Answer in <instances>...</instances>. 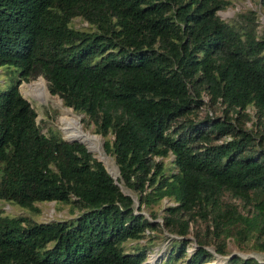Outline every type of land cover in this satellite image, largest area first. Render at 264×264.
<instances>
[{"label":"trees","instance_id":"16d2710c","mask_svg":"<svg viewBox=\"0 0 264 264\" xmlns=\"http://www.w3.org/2000/svg\"><path fill=\"white\" fill-rule=\"evenodd\" d=\"M228 2L0 0V199L70 212L0 210V264H144L152 242L139 241L161 226L167 248L145 264H202L227 254L226 238L264 252V31L250 8L219 18ZM38 75L26 92L81 113L114 180L82 143L39 131L17 89Z\"/></svg>","mask_w":264,"mask_h":264},{"label":"rangeland","instance_id":"374dc122","mask_svg":"<svg viewBox=\"0 0 264 264\" xmlns=\"http://www.w3.org/2000/svg\"><path fill=\"white\" fill-rule=\"evenodd\" d=\"M228 4L225 5L221 9H217L215 11L216 15L223 19V20H228L231 17L235 15L236 12L238 11H243L248 8L253 9L255 14H256V31L258 33H261L264 31V9L259 3V0H228ZM71 24L74 27H85L86 24L83 20H81L79 17H74L71 20ZM5 70L3 68H0V84H2L3 80H5ZM40 76V75H38ZM38 76L35 78L29 79V80H20L17 84V89L19 93L21 94L22 97H24L31 107L33 108L35 112L34 120L39 128V131L46 133L47 129H53L56 130L59 133V136L61 138H66V130L62 125L63 122V117L60 114V108H66L61 104L60 98L55 95V94H50L49 91L47 90V95L45 94L46 98H38L32 95H29L26 92V83L32 82L33 80H37ZM44 80V79H43ZM45 86L46 82L44 80ZM69 108V107H68ZM66 108V109H68ZM71 113L75 114L72 110H69ZM246 111L251 115L252 110L250 108H247ZM78 117L77 124L83 128L84 132H89L91 135H93L98 143V146L100 148V152L104 154L107 158L108 161L115 167V164L111 158L110 155L107 153H104L101 147L102 144V137L98 134L93 132V126L90 122H85L84 117H82L81 113H76L75 114ZM251 119V118H250ZM245 125H249L250 121L249 119L245 121ZM111 135H108V138H110ZM79 138L81 141L85 143V145L88 147L86 144V137H76ZM92 157L95 159H100L97 157V155H100V153H96L94 151L88 150ZM167 157L166 159H168ZM102 165L107 169L106 164L104 161H102ZM111 165V166H112ZM116 168V167H115ZM108 170V169H107ZM224 199H230L233 202L237 203V199L228 197L227 195H224ZM239 202V201H238ZM171 202L166 199L162 198L158 203L154 204L152 208L156 210L157 216L154 218V220H160V213H161V208L165 206L166 204H170ZM34 205L38 208L37 212L31 211L28 208L21 207L17 204L8 202L6 200L0 199V210L2 213L5 214H10V215H27L31 217L32 219L36 221H46L54 218H65L70 215V212L68 211V206L66 204H62L59 202H54L52 200L50 201H39V202H34ZM142 213L144 215H147V209L142 208L141 209ZM198 228L199 231L203 230V223L202 222H197L195 224L189 225V232L187 234V237L189 238V242L186 246V251H190L194 245V240L192 237V229L193 227ZM168 232H166L163 227L161 226L160 228L153 229L152 231H145V236L143 239H141L139 242L140 243H145L147 244V241H145L146 238L149 237L150 241L152 242L151 248L149 251L146 252V257L143 260V263L151 262L157 255H161V252H164L167 248V236ZM134 241H129L126 240L124 242V245L127 246L130 243H133ZM205 247L213 251L214 245L212 243H208L205 245ZM225 250L227 254H214L211 260L206 261L202 264H224L225 259L227 256L230 254H237L239 256H253L259 261H264V252L260 251H254L252 250L247 243H241V244H234V242L226 238L225 239ZM151 260V261H150ZM176 264H182L181 261H177Z\"/></svg>","mask_w":264,"mask_h":264},{"label":"bare ground","instance_id":"6f19581e","mask_svg":"<svg viewBox=\"0 0 264 264\" xmlns=\"http://www.w3.org/2000/svg\"><path fill=\"white\" fill-rule=\"evenodd\" d=\"M38 78H40V77H38ZM45 94L47 95V93H44V97H45ZM66 108H62V107L60 108V114L63 117L62 125L66 130V138H70V137L76 138L79 136L86 137L85 142L88 145V149L91 151H94L96 153H100V155H97V157L101 156L102 158H104L102 152H100L101 150L98 146L96 138L93 135H91L89 132H84L83 128L77 124L78 117L75 114L68 111V109H70V108H68V109H66ZM77 139H79V138H77ZM213 264H215V263H213Z\"/></svg>","mask_w":264,"mask_h":264},{"label":"water","instance_id":"95a60500","mask_svg":"<svg viewBox=\"0 0 264 264\" xmlns=\"http://www.w3.org/2000/svg\"><path fill=\"white\" fill-rule=\"evenodd\" d=\"M38 77H39V76H38ZM64 140H66V141H68V142H70V141H78V142L82 143V144L86 147L87 150H89L88 147L85 145L84 142H82L81 140H79V139H77V138H75V137L64 138ZM97 160L100 161V159H97ZM100 162H101V161H100ZM101 164H102V162H101ZM103 167H104V166H103ZM104 169L107 171V173H108V174L113 178V180H114L115 177L110 173V171L107 170L105 167H104ZM116 171H117V170H116Z\"/></svg>","mask_w":264,"mask_h":264}]
</instances>
